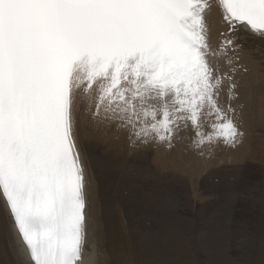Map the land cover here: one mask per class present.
I'll list each match as a JSON object with an SVG mask.
<instances>
[{
	"label": "snow or ice",
	"instance_id": "snow-or-ice-1",
	"mask_svg": "<svg viewBox=\"0 0 264 264\" xmlns=\"http://www.w3.org/2000/svg\"><path fill=\"white\" fill-rule=\"evenodd\" d=\"M218 5L228 29L214 50L205 20L211 0H0V200L14 225L12 237L0 232V239L17 264H83L81 126L115 125L132 147L171 150L189 123L197 149L243 144L242 117L218 97L227 81L229 100L238 99L231 66L240 57L228 53L243 47L240 31L264 41V0ZM221 54L227 72L213 63ZM238 179L225 189L228 207L240 198ZM231 224L226 217L219 264H249L232 255L251 241L234 237ZM145 227L146 241L163 253L170 244L163 221L149 218ZM150 264L187 262L176 251Z\"/></svg>",
	"mask_w": 264,
	"mask_h": 264
},
{
	"label": "bare ground",
	"instance_id": "bare-ground-1",
	"mask_svg": "<svg viewBox=\"0 0 264 264\" xmlns=\"http://www.w3.org/2000/svg\"><path fill=\"white\" fill-rule=\"evenodd\" d=\"M205 20H206V23H207V25H208V34H209V42H210V44H211V46L212 47H214L213 46V39H216V38H214V36L216 37L217 36V38H220V37H218V36H220V30H222L223 31V29L225 30V33L227 32V29H228V25L223 21V16H222V9L219 7V5H218V0H211V7H210V9L205 13ZM224 24V26L226 25V27L225 28H223L224 26H220L221 24ZM247 35V34H246ZM251 37H253V36H251ZM248 38V37H247ZM256 38V37H255ZM254 38V39H255ZM253 39V38H252ZM258 39V38H257ZM250 40V39H249ZM215 41H219V40H215ZM220 41H221V38H220ZM244 41H245V39H244ZM218 43V42H217ZM221 43V42H220ZM220 43H218V44H220ZM215 45V44H214ZM216 47V46H215ZM214 47V49H216ZM244 50V49H243ZM242 50V51H243ZM231 52V51H230ZM241 53V51L239 50L238 51V53ZM233 53H235V52H233ZM237 52L235 53V55L237 54L238 56H239V54H238ZM245 53H246V51H245ZM230 55H232V53L230 54ZM235 55H232L233 57H235ZM241 55V54H240ZM243 55V54H242ZM240 57V56H239ZM243 58H245V55L243 56V57H241L240 58V60L242 59V61L244 60ZM250 58V57H249ZM245 61V60H244ZM251 61H253V60H251ZM258 61V60H257ZM261 62V61H260ZM259 62V63H260ZM246 63L247 64H245V63H243V64H245V65H247V69H248V62H247V59H246ZM251 63V62H250ZM254 63V62H253ZM256 63V62H255ZM217 64V63H216ZM242 65H240V67H241ZM251 66V65H250ZM253 66V65H252ZM262 66V65H261ZM234 67V66H233ZM256 67H258V65H256ZM243 68V67H242ZM241 68V69H242ZM260 68V67H259ZM258 68V69H259ZM221 69V68H220ZM251 69V68H250ZM261 69H262V67H261ZM261 69H259V70H261ZM240 70V69H239ZM255 70V69H254ZM257 70V69H256ZM222 71V70H221ZM248 71H250V70H247V73H248ZM251 71H252V69H251ZM250 71V74L248 73L247 75H249V77H251V73H254V72H251ZM256 72V71H255ZM240 73H242L243 74V72H240ZM245 73V72H244ZM236 74H238V73H236ZM246 74V73H245ZM245 74H243V76L245 75ZM260 74V73H259ZM254 75V74H253ZM252 75V76H253ZM260 76V75H258L257 73H255V76L253 77L254 79H255V77L257 78V76ZM263 75V74H262ZM237 76V75H236ZM247 77V76H246ZM248 77V78H249ZM262 77V76H261ZM238 78V77H237ZM252 78V79H253ZM263 78H264V76H263ZM236 79V78H235ZM240 79V78H239ZM243 79H244V77H243ZM242 79V80H243ZM257 79H259V77L257 78ZM259 80H261V78L259 79ZM258 80V82L260 83L261 81H259ZM244 81V80H243ZM264 81V80H263ZM253 82H254V80H253ZM253 82H252V84H253ZM226 83V81L224 82V84ZM240 83H241V80H240ZM226 85V84H225ZM242 85H244V84H242ZM251 85V84H250ZM255 84H253V86H254ZM257 85V84H256ZM224 86V85H223ZM240 86V85H239ZM264 86V84H262V87ZM226 87H227V85H226ZM251 89H252V85L251 86H249ZM255 87V89H256V86H254ZM260 87H261V84H260ZM261 87V88H262ZM240 88H242L241 86H240ZM259 88V87H258ZM243 89V88H242ZM247 90H249L248 88H246ZM250 89V90H251ZM254 89V90H255ZM260 89V88H259ZM263 89H264V87H263ZM225 90V92L226 91H228V90H226V89H224ZM240 90V89H239ZM246 90V91H247ZM245 91V90H244ZM256 91V90H255ZM254 91V92H255ZM258 91H260V90H258ZM242 92H243V90H242ZM241 92V93H242ZM257 92V91H256ZM249 93H251V92H249ZM261 93V92H260ZM262 93H263V91H262ZM256 94V93H255ZM227 96H228V94H226ZM246 95V94H245ZM243 96V95H242ZM247 96H248V93H247ZM255 96V95H254ZM221 97V96H220ZM226 97V96H225ZM239 97V96H238ZM252 96H250V98H251ZM227 98V97H226ZM256 98V97H255ZM243 99V98H242ZM235 100V99H234ZM237 100V102H240V101H238V99H236ZM246 100H247V98H246ZM228 101V100H227ZM250 102H251V100H250ZM220 103V102H219ZM221 103H222V101H221ZM225 103V102H224ZM236 103V102H235ZM242 103V102H241ZM246 103V102H245ZM223 104V103H222ZM233 104V106H234V103H230V105H232ZM239 104V103H238ZM225 105V104H224ZM223 105V106H224ZM227 105V104H226ZM232 106V107H233ZM239 106V105H238ZM241 106V105H240ZM242 106H243V104H242ZM245 106V105H244ZM236 107V106H235ZM234 108V107H233ZM242 108H244V107H242ZM242 108H240V109H242ZM260 109V108H259ZM258 109V107H255V112H254V114H255V125H260V118H259V116H260V114H259V112H260V110ZM237 111V110H236ZM239 111V110H238ZM242 111V110H241ZM240 111V112H241ZM245 111V110H244ZM240 112H238V113H240ZM242 113H243V111H242ZM241 114V113H240ZM239 114V115H240ZM248 114V113H247ZM244 115V114H243ZM243 115H242V117H243ZM245 117V116H244ZM252 117H253V114H252V110L251 109H249V115H247L246 117H245V124L247 125V126H249L250 125V123H251V121H252ZM243 120V119H242ZM264 121V120H263ZM262 121V122H263ZM264 123V122H263ZM115 125H113V128H115L114 127ZM205 126V125H204ZM206 127L207 128H209V126L207 125V122H206ZM206 127H204L203 129V131H205V128ZM112 128V127H111ZM110 128V129H111ZM183 128V127H182ZM190 128V127H189ZM193 128V127H192ZM191 128V129H192ZM185 129V128H184ZM188 130H190V129H188ZM195 130V129H194ZM206 130H209L210 131V128L209 129H206ZM243 130L246 132V137H245V139H244V142H243V144L242 145H240L238 148H235V149H233V148H229V147H224L223 146V143L221 142V143H218L217 144V146H218V148L216 149V146L215 145H213L214 146V150H213V146H212V150L209 148V146H204V147H207V148H204L205 150H203L204 152H203V157H201L202 159H198L199 160V162H200V164H198V165H200L199 166V168H198V171H197V166L194 164V162L196 163H198V160L196 161V160H192L191 161V163L193 162V164L194 165H192V166H190V163H189V166H188V168H186V169H188L189 171H191L193 168H195L196 167V171L194 172L193 170V172H190V173H193L194 174V176H196V175H198L197 177H200L199 179H200V181L199 182H201V184H202V187H201V189L202 190H198V191H200V192H198V193H200V196H198V197H196L195 199L197 200V198H199V201H200V199L202 198V202L200 203V205H202L203 206V208L205 207H209V206H213V204H214V201H217L214 197V195H216L217 196V198L219 197V198H223L224 199V192H225V189H226V187H227V185L229 184V177L230 176H233V175H237V176H239L240 177V179H238L237 181H236V184H235V189H236V191L238 190V189H240L241 187H245L248 183H250L251 181H253L252 179L254 178L253 176H252V174L247 170V172H245L242 168V166L240 165V162L242 161V159H247V161L248 160H250V159H252V157H254V160H256L255 158H257V159H264V141H263V139L261 140L260 139V137H262V136H259V138H255V140H254V138H253V140H252V136H248V135H250V131L252 130L251 129V127H245V126H243ZM109 131V130H108ZM112 131V130H111ZM114 131V130H113ZM118 132H120L119 130H117ZM122 131V130H121ZM182 131V130H181ZM186 131V130H185ZM191 131V130H190ZM125 132V131H124ZM183 132V131H182ZM182 132H180L181 134H183ZM189 132V131H188ZM191 132H193V129H192V131ZM206 132V131H205ZM123 133V132H122ZM179 133V134H180ZM193 133H195V132H193ZM113 134V133H112ZM112 134L110 135V136H112ZM120 134V133H119ZM124 134V133H123ZM186 134V133H185ZM185 134H183V137H186V136H184ZM192 134V133H191ZM261 134V133H260ZM263 134V133H262ZM108 135V134H107ZM192 135H194V134H192ZM253 135V134H252ZM110 136H108V138L110 137ZM117 136V134L115 135V137ZM123 137L124 136H126V135H122ZM121 136V137H122ZM190 135H188V137H189ZM113 137H114V135H113ZM113 137H112V139H113ZM119 136H117L116 138H118ZM180 137H181V135H180ZM182 137V138H183ZM187 137V138H188ZM191 137V136H190ZM194 137V136H193ZM192 137V139L194 140L195 138H193ZM111 139V138H110ZM125 140L127 139V137L126 138H124ZM261 141H260V140ZM115 140H117V139H115ZM120 140V139H119ZM122 140H123V138H122ZM128 140V139H127ZM126 140V141H127ZM182 140V139H181ZM188 140V139H187ZM193 140H191L190 141V139L188 140V141H190V142H192ZM124 141V140H123ZM123 141H121V143L123 144ZM125 141V142H126ZM182 141H184V140H182ZM188 141H187V145H188ZM254 141V142H253ZM258 141H260V142H258ZM113 142V140L112 141H108V139H106V137H105V127H94V126H92V125H83V126H81L80 128H79V131H78V146H79V149H80V153H81V158H82V161L84 162V164H85V172H86V177H87V188H86V192H87V198H88V208H87V213H88V219H89V239H88V244L86 245V247H85V251H84V257H83V264H113L112 262H113V260L111 259L112 258V256H110V255H113V254H117L118 255V253H117V250H113L110 254H109V251H108V245H109V241L110 242H112L111 243V245H114L113 244V240H114V235H115V232H114V230H113V227H112V225L110 224V222L109 221H111V219L110 218H112V216L110 217V212L111 211H109V212H107V213H105V200H108L109 201V203H110V200L114 203V202H116V204L118 205L119 203L117 202L118 200H121L122 199V196H120V198H119V196H118V193L116 192V191H113L112 192V194H109V193H107V194H105V178L107 177V178H109L108 176L110 175V176H112L113 175V173H114V171H115V169L117 168V167H120V168H124V167H126V166H129V168H130V165H132V167H134L135 169H138V168H140V170H141V172L144 174V172H145V175L143 176L144 177V179L146 178V180H144V181H141L140 183H141V189H142V191H143V193H144V202H145V204H144V207L142 206V205H140V206H142L144 209H142V210H144V212L143 213H145L144 215H148L149 216V218L151 217V218H153V217H155V215H153V213H154V210H156V209H158V206H156L157 208L155 209V206H154V201L152 200V197H155V194L154 193H156L155 191H157L158 189H160V188H162V187H166V188H169V187H171V186H169V187H167L168 185H169V177H170V175H172L171 173H176V171H179L178 169H180V167L179 168H177V170L175 169V171L173 172H170V169L168 168V165H167V163L165 162H157L156 160H154V161H152V159H153V157H155V159L157 158L156 157V155H153V157H152V159H150L149 158V156L148 155H146V156H144L143 155V152L142 151H140V150H130V151H128V156L124 159V158H121L120 157V155H119V152H118V154H117V151L115 152L114 151V149H112L113 147H111V143ZM117 142V141H116ZM176 142H178V143H180L181 141H178V138H177V141ZM189 142V143H190ZM194 142V141H193ZM251 142H253L255 145H257V143H259L258 145V148H257V146H254L253 144V146L252 147H250L249 146V144H251ZM121 143H119V141H118V145L119 144H121ZM128 143V145H125L126 147L127 146H130V144H129V142H127ZM263 143V145L261 146V144ZM121 144V146L120 147H123V145ZM180 144H182V142L180 143ZM179 144V145H180ZM184 144H186V142L184 141ZM112 145H114V142H113V144ZM118 145H116L117 146V148H115L116 150L118 149V148H120V147H118ZM150 145V144H149ZM153 145H154V143H153ZM115 146V145H114ZM141 146V145H140ZM151 146V145H150ZM157 146V145H156ZM182 146H183V144H182ZM193 146V145H192ZM142 147H143V145H142ZM145 147V146H144ZM160 147H162V146H160ZM175 147V146H174ZM190 147V146H189ZM128 148V147H127ZM130 148H132L133 149V147H130ZM146 148V147H145ZM151 148V147H150ZM154 148H155V146H154ZM157 148V147H156ZM158 148H159V146H158ZM157 148V149H158ZM164 148V147H163ZM161 149V151L162 150H164V149ZM179 148V147H178ZM188 148V147H187ZM129 149V148H128ZM136 149V148H135ZM138 149V148H137ZM139 149H141V148H139ZM147 149V148H146ZM173 149H175V148H173ZM179 149H181V147L179 148ZM182 149H184V148H182ZM186 149V148H185ZM148 150H150L149 149V147H148ZM153 150V149H152ZM155 150V149H154ZM176 150V149H175ZM210 150H211V152H212V154H210ZM159 151H160V149H159ZM165 151H166V149H165ZM182 151V150H181ZM198 151V150H197ZM200 151H202V149H200ZM200 151L199 152H196V153H198V154H200ZM131 152V153H130ZM144 152H147V151H145V149H144ZM151 152V151H150ZM150 152H148V153H150ZM153 152V151H152ZM151 152V153H152ZM155 152H156V150H155ZM155 152L154 153H152V154H155ZM158 152V151H157ZM156 152V153H157ZM169 153H171V151H168ZM172 152H175L174 150L172 151ZM130 153V154H129ZM151 153H150V157H151ZM160 153V152H159ZM159 153H157V154H159ZM176 154H177V152H175ZM174 153V154H175ZM179 154H180V151L178 152ZM183 153V152H182ZM181 153V154H182ZM186 152L184 151V154H182V155H184V156H186L188 153H189V151H188V153H186ZM144 154H146V153H144ZM162 155H163V159H161L162 161L163 160H165V159H170V155L167 157L166 156V153L165 154H163V151H162V153H161ZM174 154H173V156H174ZM176 154H175V156H176ZM179 154H177V155H179ZM160 155V154H159ZM181 155V156H182ZM189 156H191V159H192V153H191V155L190 154H188ZM148 156V157H147ZM172 156V155H171ZM189 156H186L187 158H190ZM193 156H195V155H193ZM202 156V155H201ZM122 157H124V156H122ZM167 157V158H166ZM180 157V156H179ZM200 157V156H199ZM198 157V158H199ZM159 158H161L160 156L158 157V159ZM165 158V159H164ZM174 158V157H173ZM176 158V157H175ZM178 158V157H177ZM180 158H182V157H180ZM179 158V159H180ZM196 158H197V155H196ZM195 158V159H196ZM171 159H172V157H171ZM180 160H182V159H180ZM188 160V159H187ZM253 160V161H254ZM96 161H100V163L102 164V167L101 168H97L96 166H95V162ZM168 161V160H167ZM171 161V160H170ZM173 161H175L174 159H172V162ZM179 161V160H178ZM190 160H188V162H189ZM181 162V161H180ZM183 162H185L184 160H183ZM187 161L185 162V163H188ZM169 163V162H168ZM175 163V162H174ZM177 163H179V162H176V164ZM196 163V164H197ZM171 164V167H170V165H169V167L172 169V165H173V163H170ZM181 164H182V162H181ZM241 164H242V162H241ZM243 164H244V162H243ZM178 165H180V164H178ZM183 165V164H182ZM181 166V165H180ZM185 166V165H184ZM187 166V165H186ZM177 167V166H176ZM182 167V166H181ZM191 167V168H190ZM193 167V168H192ZM128 168V167H127ZM184 168V167H183ZM132 169V168H131ZM182 169V168H181ZM185 169V171L184 172H186L187 170ZM191 169V170H190ZM128 170V169H127ZM133 170V169H132ZM144 170V171H143ZM173 170H174V168H173ZM122 171V170H121ZM130 171V170H129ZM138 170H136V172H137ZM180 171H182V170H180ZM261 171H262V169H261ZM132 172V171H131ZM131 172H130V174H131ZM188 172V171H187ZM124 173V172H123ZM122 173V174H123ZM126 173H128V172H126ZM138 173H140V172H137V174ZM174 173V174H175ZM181 173V172H180ZM195 173H197V174H195ZM118 174V173H117ZM135 174V173H134ZM141 174V173H140ZM185 174V173H184ZM187 174V175H186ZM185 175H183V173H182V175L183 176H188L189 178H192L193 179V177H191V176H193L192 174H191V176H189L188 174L189 173H186ZM119 175V174H118ZM125 175H127V174H125ZM180 175V174H179ZM132 176V175H131ZM130 176V177H131ZM183 176H182V179H184L183 178ZM264 176V174H262L260 177H263ZM118 177V176H117ZM127 177L128 176H126V180H127ZM175 177V176H174ZM210 177H212V179L213 178H215V179H217V182H209V178ZM260 177H258V178H260ZM121 178V177H120ZM137 178V177H136ZM186 178V177H185ZM194 178H196V177H194ZM256 178V177H255ZM125 179V178H124ZM174 179V178H173ZM176 179H178V178H176ZM199 179H196V180H199ZM264 179V178H263ZM107 180V179H106ZM134 180V179H133ZM133 180H131V181H133ZM136 180H138V179H136ZM140 180V179H139ZM179 180V179H178ZM186 179H184V181H185ZM195 180V181H196ZM211 180V179H210ZM108 181V180H107ZM134 182V181H133ZM180 183H181V181H179ZM186 182L188 183V181H185V183H184V185L186 184ZM189 182H190V180H189ZM256 182H258V181H256ZM261 182V181H260ZM107 183V182H106ZM137 183V182H136ZM179 183V184H180ZM183 183V182H182ZM191 183V182H190ZM194 183V182H193ZM198 183V182H197ZM254 183V182H253ZM252 183V184H253ZM174 184V183H173ZM178 184V183H177ZM200 184V185H201ZM256 184V183H255ZM262 185H263V182L261 183ZM116 185V184H115ZM121 185V184H120ZM195 185H197L196 184V182H195ZM127 186V183H126V185H125V187ZM157 186L159 187V186H162V187H159L158 189H157ZM175 185H173V187H174ZM179 186H181V185H179ZM187 186H191V187H193L194 186V184H191V185H187ZM264 186V185H263ZM121 187V186H120ZM124 187V186H123ZM122 187V188H123ZM130 187L131 188H136V184L135 183H132L131 185H130ZM183 186H181V188H182ZM200 187V186H199ZM249 187V186H248ZM258 187L260 188L261 187V185L259 184L258 185ZM257 187V188H258ZM114 188V187H113ZM131 188H129L128 189V187H127V189H128V192H130V194L132 193V189ZM177 188H179V190L181 189L180 187H177ZM184 188V187H183ZM183 188H182V190H183ZM185 188H186V186H185ZM253 188H254V186H253ZM253 188H251V190H253ZM259 188H258V190H259ZM112 189V188H111ZM176 189V188H175ZM190 189H192V188H190ZM194 189V188H193ZM200 189V188H199ZM255 189H256V187H255ZM263 188H260V190H262ZM114 190V189H113ZM161 190L163 191V188L162 189H160L159 191L161 192ZM165 190V189H164ZM168 190V189H167ZM172 190V189H171ZM176 190H178V189H176ZM250 190V189H249ZM250 190V191H251ZM123 191V190H122ZM125 191H127V190H125ZM124 191V192H125ZM135 191V190H134ZM169 191V190H168ZM191 191V190H190ZM243 191V190H242ZM245 191H246V189H245ZM244 191V192H245ZM249 191V192H250ZM254 191V190H253ZM264 191V190H263ZM108 192V191H107ZM121 192V191H120ZM159 192V194L160 195H162L161 193ZM173 192V191H172ZM171 192V193H172ZM181 192V191H180ZM194 192V191H193ZM192 191H191V194L193 193ZM197 192V191H196ZM249 192H247V194L249 195ZM254 192H256V190L254 191ZM260 192V191H259ZM259 192H256V193H259ZM262 192V191H261ZM164 193V192H163ZM165 193H166V190H165ZM170 193V194H171ZM188 193V192H187ZM195 193V192H194ZM196 194V196L197 195H199V194ZM239 193H240V191H239ZM253 193V192H252ZM255 193V195H257ZM264 193V192H263ZM157 194V193H156ZM173 194V193H172ZM123 195H125V196H127L125 193L123 194ZM163 195H165V197H166V194H163ZM162 195V196H163ZM168 196H169V194H167ZM259 196H260V194H258ZM132 196V195H131ZM159 196V195H158ZM157 196V197H158ZM167 196V197H168ZM170 196H172V195H170ZM169 196V197H170ZM181 196V195H180ZM246 195H244L243 197H242V194L240 195V198L239 199H237L232 205H231V207H232V209H233V206H238L240 209H241V211H240V214H239V216H243L245 213H246V210H247V201L248 200H246V197H245ZM263 196V195H262ZM262 196H261V198H262ZM136 197V196H135ZM143 197V196H142ZM142 197H140V198H142ZM164 197V196H163ZM162 197V198H163ZM166 197V198H167ZM168 197V198H169ZM178 197H179V194H178ZM182 197H184V196H182ZM189 197V196H188ZM187 197V198H188ZM191 197V196H190ZM190 197H189V201H190ZM193 197H195L194 195H193ZM248 197V196H247ZM252 197V196H251ZM254 197V196H253ZM125 198V197H124ZM128 198V197H127ZM140 198H138V199H140ZM156 198V197H155ZM161 198V197H160ZM160 198H158V199H160ZM161 198V201L163 200ZM174 198V197H173ZM181 198V197H180ZM218 198V199H219ZM249 198V197H248ZM256 198V197H255ZM261 198H260V200H261ZM264 198V197H263ZM130 198H128V200H129ZM136 199V198H135ZM186 199V198H185ZM184 199V200H185ZM193 199V198H192ZM222 199V200H223ZM253 199V198H252ZM256 199H258V197L256 198ZM256 199H253L254 201L256 200ZM134 200V199H133ZM132 200V201H133ZM141 200V199H140ZM139 200V201H140ZM165 200V199H164ZM170 200V199H169ZM177 200V199H176ZM182 200V199H181ZM188 200V199H187ZM187 200H186V203L185 204H187ZM137 201V200H136ZM143 201V200H142ZM167 201H168V199H167ZM166 200H165V202L164 203H160V202H158L157 201V203H159V204H162L161 206H159L160 207V209L158 210L159 212L160 211H162V213L161 214H163L164 213V215L163 216H161L160 217V219L163 221V227H164V229L167 231V233L169 234V237H170V244H169V246H168V248L162 253V252H160V251H158L157 250V248L156 247H154L153 245H151V244H149V242L148 241H146V239H145V237H144V235H143V233L145 232H139V233H141L142 235H141V237L139 236V237H137L136 235H134L133 234V232L132 233H127L126 232V234H125V236H126V238L128 237V236H130V234H131V238L130 237H128V239L130 238V239H132V242H133V246H135V248H137V251L136 252H138V253H140L142 256H144L145 258H148L149 259V262H146V264H150V262L151 261H153V260H160V259H164V258H167V256L168 255H170L171 253H173V252H176V251H178V252H180V254H181V257L187 262V264H190V263H195L196 261H197V259H199L200 258V251H199V249H197V251H199V253L198 254H196L195 252H194V250L191 248V246H190V243H186V241H190L189 239H190V236L192 235L193 237L192 238H195V239H197L196 237H194V235H195V233H196V226L194 227V228H191V227H189L188 225H186V227H185V224H183V223H185V222H187V221H185V220H187V219H185L184 221L185 222H183V223H175L176 221H178L177 219L182 215H179L178 214V218L176 219V221L174 222L172 219V221L173 222H171L170 221V218H172L170 215H168V210H167V205H165V203H169L170 201H168L167 202ZM174 201H175V199H174ZM219 201V200H218ZM111 202V203H112ZM122 202V201H121ZM129 202V201H128ZM134 202H135V200H134ZM185 202V201H184ZM221 202L222 201H220L219 203L221 204ZM253 202V201H252ZM107 203V202H106ZM123 203V202H122ZM130 203V202H129ZM137 203V202H136ZM156 203V202H155ZM172 203V202H171ZM170 203V204H171ZM176 203V202H175ZM180 204L181 203H183V202H179ZM196 203H198V201L196 202ZM196 203H193V205L192 206H194V204H196ZM216 203V202H215ZM223 203V202H222ZM262 203V202H261ZM108 204V203H107ZM132 204V203H131ZM142 204V203H141ZM158 204V205H159ZM170 204H169V207H168V209H170L171 210V206H170ZM224 204V203H223ZM222 204V209H223V207H224V205ZM250 204H251V202H250ZM113 205V204H112ZM116 205V206H117ZM122 205V204H121ZM156 205V204H155ZM183 205H184V203H183ZM199 205V207H201L202 208V206H200ZM217 205V204H216ZM215 205V206H216ZM95 206V210H93V207ZM110 206V205H109ZM109 206L107 207V205H106V209L107 208H109ZM139 206V207H140ZM173 206V205H172ZM177 206H179V204H177ZM191 206V207H192ZM196 206V205H195ZM226 206V205H225ZM262 206V205H261ZM113 207V206H112ZM115 207V206H114ZM122 208V211H121V213L122 212H124V215H126L127 214V210H126V207H124V206H121ZM128 207H129V205H128ZM132 207V206H131ZM130 207V208H131ZM174 207V206H173ZM181 207V206H180ZM183 207H185V209H186V206L184 205V206H182L181 208H183ZM188 207H190V205L188 204ZM231 207H229V209L231 208ZM251 208H252V206H250ZM130 208H129V210H130ZM133 208V207H132ZM177 207L175 206L174 207V209H176ZM179 208V207H178ZM181 208H180V210H181ZM193 209L195 208V207H192ZM197 208V207H196ZM200 208V209H201ZM210 208H212V207H210ZM209 208V209H210ZM134 209V208H133ZM136 209V208H135ZM185 209H183V210H185ZM198 209V208H197ZM221 209V210H222ZM225 209H226V207H225ZM231 209V210H232ZM260 209V208H259ZM112 210H113V208H112ZM169 210V212H173V209L170 211ZM178 210V209H177ZM190 210V209H189ZM204 210V209H203ZM213 209H210V211H212ZM253 210V209H252ZM257 210V209H256ZM131 211H132V209H131ZM134 211H137V210H134ZM139 211V210H138ZM137 211V212H138ZM223 211V210H222ZM234 211V210H233ZM232 211V212H233ZM255 211V210H254ZM259 211V210H258ZM133 212V211H132ZM206 212V211H205ZM216 212V211H215ZM228 212V211H227ZM230 212V211H229ZM232 212H231V214H232ZM235 212H237V211H235ZM131 213V212H130ZM141 213V212H140ZM248 213H250V215H251V212H248ZM254 213V212H253ZM257 213V212H256ZM106 214H108L109 216H108V219L106 218ZM129 214V213H128ZM137 214H139V213H136V215ZM142 214V213H141ZM158 214V213H157ZM156 214V215H157ZM192 214H193V212H192ZM197 214V213H196ZM207 214V213H206ZM214 214H216V213H214ZM222 214V213H221ZM132 215V214H131ZM140 215V214H139ZM174 215H176V214H174ZM187 215V214H186ZM194 215V214H193ZM225 215V214H224ZM228 215L229 216H231L229 213H228ZM233 215H236V213L234 214L233 213ZM246 215V214H245ZM257 215V214H256ZM256 215H254V216H256ZM158 216V215H157ZM160 216V215H159ZM195 216V215H194ZM197 216V215H196ZM201 216V215H200ZM239 216H238V218H239ZM113 217H116L117 218V216H113ZM137 217V216H136ZM141 217H143V216H141ZM170 217V218H169ZM204 216H202V218H203ZM207 216H205V218H206ZM209 218H210V216H208ZM219 218H220V216H218ZM227 217V216H226ZM251 217V216H250ZM257 217V216H256ZM256 217H254V218H256ZM125 218V217H124ZM123 218V220H125ZM128 218V217H127ZM174 218H175V216H174ZM188 219L190 218V216L189 217H187ZM211 218H213V217H211ZM113 220H114V218H112ZM132 219H133V217H132ZM138 219H140V217L138 218ZM180 219H182V218H180ZM180 219H179V221H180ZM190 219H192V217L190 218ZM196 219V217L194 218V220ZM197 219H198V217H197ZM201 219V218H200ZM208 219V218H207ZM221 219V218H220ZM224 219H225V217H224ZM234 219V218H233ZM236 219V218H235ZM240 219V218H239ZM238 219V220H239ZM243 219H245L244 217H243ZM248 219H249V217H248ZM248 219H247V221H248ZM253 219V218H252ZM123 220H122V222H123ZM134 220H136V218L134 219ZM193 220V221H194ZM203 220V219H202ZM205 220V219H204ZM213 220H215L214 218H213ZM219 220V219H218ZM217 220V221H218ZM240 220H242V218L240 219ZM126 221V220H125ZM128 221H129V219H128ZM209 221H212V220H209ZM208 221V222H209ZM221 221V220H220ZM246 221V220H245ZM250 221V220H249ZM121 222V221H120ZM119 222V223H120ZM130 222V221H129ZM141 222H144V220L142 219V221ZM207 222V223H208ZM236 222V221H235ZM234 221H233V223H235ZM126 223V222H125ZM137 223V222H136ZM188 224L189 223H192V222H187ZM197 223H199V222H197ZM196 223V224H197ZM203 223V222H202ZM211 223H214V221L213 222H210L209 224H211ZM217 222H216V220H215V223L214 224H216ZM224 223V222H223ZM249 223V222H248ZM130 224V223H129ZM128 224V225H129ZM131 224H132V222H131ZM134 224V223H133ZM204 224H205V222H204ZM236 224V223H235ZM245 224H246V222H245ZM251 224V223H250ZM122 225V224H121ZM125 226H126V224H124ZM127 225V226H128ZM145 225V224H144ZM199 225V224H198ZM211 225H213V224H211ZM233 225V224H232ZM242 225V224H241ZM127 226H126V228H127ZM138 226V225H137ZM200 226V225H199ZM204 226V225H203ZM203 226H201V228L200 229H202V227ZM210 226V225H209ZM234 226H236V225H234ZM239 226V225H238ZM243 226V225H242ZM123 227V226H122ZM129 227V226H128ZM131 227V226H130ZM237 227V226H236ZM248 227V226H247ZM134 228H135V226H134ZM143 228V227H142ZM145 228V227H144ZM197 228H199L198 226H197ZM238 228H240V226L238 227ZM245 228V227H244ZM138 229H141V228H139V226H138ZM146 229V228H145ZM199 229V230H200ZM207 229V231L205 232V234H208V243H209V245H211V247H209V248H211V252H213V253H215V257L217 258V260L218 261H220L221 259H222V241L225 239V236H226V233L224 232V229H223V226L221 225V226H210V227H208V228H206ZM205 228H204V230H206ZM124 230H125V227H124ZM136 230V229H135ZM198 229H197V231H199ZM237 230H239V229H237ZM241 230H242V228L240 229V232H241ZM128 231V230H127ZM130 231V230H129ZM141 231V230H140ZM143 231V230H142ZM146 231H147V229H146ZM233 231V230H232ZM247 231V230H246ZM0 232H4V233H7V235L11 238L12 237V235H13V233H14V225H13V222H12V220H11V217H10V215L7 213V210H6V208H5V206H4V203H3V201L2 200H0ZM202 232H204L203 230H202ZM136 233H138L137 232V230H136ZM135 233V234H136ZM200 233V232H199ZM235 233V232H234ZM237 233H239V232H237ZM201 234V233H200ZM205 234H203V235H205ZM202 235V236H203ZM206 238H207V236H205ZM199 238V237H198ZM202 238H204V237H202ZM201 238V239H202ZM129 239V240H130ZM194 239V240H195ZM196 241V240H195ZM195 241H193V242H195ZM130 241H128V244H130L129 243ZM199 242H201V241H199ZM198 243V242H197ZM201 244H203L202 242H201ZM206 244V243H205ZM197 245V244H196ZM205 247H206V245H204ZM204 246H202L201 248H203ZM126 248V247H125ZM208 248V249H209ZM118 252L120 253V250H121V247L118 245ZM207 249V248H206ZM129 250H131V249H129ZM204 252V251H203ZM207 252V251H206ZM205 252V253H206ZM240 252V251H239ZM233 253V252H232ZM245 253V252H244ZM204 254V253H203ZM236 254V253H235ZM246 254H247V252H246ZM233 255V254H232ZM244 255V254H243ZM202 256V255H201ZM245 257L244 258H246L247 256L246 255H244ZM118 257V260H120V258H119V255L117 256ZM236 257V256H235ZM136 258V257H135ZM205 259V258H204ZM203 260V259H202ZM208 260V259H207ZM212 260H213V257H212ZM202 262V261H201ZM208 262V261H207ZM208 263H210V262H208ZM0 264H17V260H16V258H14V256H13V254H12V252L10 251V250H8V248L5 246V243H4V241H3V239H0ZM214 264H216L215 262H214Z\"/></svg>",
	"mask_w": 264,
	"mask_h": 264
},
{
	"label": "rangeland",
	"instance_id": "rangeland-1",
	"mask_svg": "<svg viewBox=\"0 0 264 264\" xmlns=\"http://www.w3.org/2000/svg\"><path fill=\"white\" fill-rule=\"evenodd\" d=\"M221 27L222 26H224V24L222 23L221 25H220ZM226 27V25L223 27V28H225ZM222 32H225V30L223 29V31L222 30H220V34L222 33ZM247 34V35H246ZM238 35L242 38V40H241V42H242V44H243V47L240 49V51H241V53L239 52H237L238 54H239V56H240V58L241 57H243L244 55H245V58H243L244 60L242 61V59L240 60L239 59V63L238 64H234V65H232L231 67H236L237 68V72L236 73H238V74H236L235 75V78H236V81L238 82V84L243 88H240V86H239V89L240 90H238L239 91V97H238V101H240V102H237V100L235 99V100H229V98H228V96L226 95V94H228V91H226L225 92V90L224 89H226V90H228V83H227V81H226V85H227V87H226V85L224 84V86L220 89V93H219V97H218V100H219V102H220V104H221V106L222 107H227L231 102L232 103H234V106H233V104L231 105V106H233L236 110H237V113L238 112H240L241 110L243 111V113H242V111L240 112V113H238V114H240V116L242 117V115H243V117H242V119H243V121L245 122V117L247 116V115H249V109H251L252 110V114H253V117H252V121H251V123H250V125L249 126H247L244 122H243V126H245V127H251V131H250V135H248V136H252V140H253V138H254V140H255V138L257 137V138H259V136H262V137H260V139L262 140L263 139V141H264V89H263V87H262V84H264V78H263V76H264V41H262V40H260V39H257V37L255 38L254 36L253 37H251L248 33H246V32H244V31H240L239 33H238ZM218 37H220L221 38V40L223 39V37L220 35V36H218ZM248 37V38H247ZM214 38H216L217 40H219V41H215L216 39H213V46L216 48V49H214V47H212L214 50H219V45L220 44H218V43H220L221 41H220V38H217V36L215 37L214 36ZM253 38V39H252ZM255 38V39H254ZM244 39H245V41H244ZM250 39V40H249ZM218 42V43H217ZM215 44V45H214ZM244 49V50H243ZM243 50V51H242ZM245 51H246V53H245ZM232 53V55H235V53H233V52H230L229 51V53H228V56H232V55H230ZM241 54V55H240ZM243 54V55H242ZM235 56H238L237 54L235 55ZM233 57V56H232ZM250 57V58H249ZM228 57L227 56H225V55H223V54H221V55H219V56H217V57H214L213 58V63L214 64H216V65H218L220 68H221V70H222V72H227V71H229V68H230V66L229 65H227L226 63H225V61H226V59H227ZM246 59H247V62H248V69L247 70H250L251 71V69H252V71L251 72H254V73H251V77H249V75H247L248 73L250 74V71H248V73L247 72H245V71H243V68H247V65H245V64H247L246 63ZM251 60H253V61H251ZM258 60V61H257ZM261 61V62H260ZM251 62V63H250ZM254 62V63H253ZM256 62V63H255ZM260 62V63H259ZM243 63H245V64H243ZM240 65H242V67H240ZM251 65V66H250ZM253 65V66H252ZM256 65H258V67H256ZM262 65V66H261ZM260 67V68H259ZM261 67H262V69H261ZM242 68V69H241ZM251 68V69H250ZM261 69V70H259V69ZM240 69V70H239ZM255 69V70H254ZM257 69V70H256ZM256 71V72H255ZM240 72H243V74H245L244 76H243V74L242 73H240ZM245 72V73H244ZM255 73H257L258 75H260V76H257V78L259 77V79L261 78V80H259V79H257L256 77H255V79L253 78L254 76H255ZM260 73V74H259ZM254 74V75H253ZM263 74V75H262ZM253 75V76H252ZM247 76V77H246ZM262 76V77H261ZM238 77V78H237ZM243 77H244V79H243ZM249 77V78H248ZM240 78V79H239ZM253 78V79H252ZM244 81H243V80ZM240 80H241V83H240ZM253 80H254V82H253ZM258 80L259 81H261L260 83L258 82ZM252 82H253V84H255L254 86H256V89H255V87L253 86V84H252ZM242 84H244V85H242ZM252 85V89L249 87V86H251ZM257 84V85H256ZM260 84H261V87H260ZM260 89H259V88ZM246 88H248L249 90H247ZM251 89V90H250ZM257 91H255V90ZM242 90H243V92H242ZM245 90V91H244ZM247 90V91H246ZM258 90H260V91H258ZM255 91V92H254ZM262 91H263V93H262ZM242 92V93H241ZM249 92H251V93H249ZM261 92V93H260ZM247 93H248V96H247ZM256 93V94H255ZM246 94V95H245ZM243 95V96H242ZM255 95V96H254ZM221 96V97H220ZM227 98H226V97ZM250 96H252L251 98H250ZM256 97V98H255ZM243 98V99H242ZM246 98H247V100H246ZM228 100V101H227ZM250 100H251V102H250ZM221 101H222V103H221ZM225 102V103H224ZM236 102V103H235ZM242 102V103H241ZM246 102V103H245ZM239 103V104H238ZM225 104V105H224ZM227 104V105H226ZM243 104V106L242 107H244V108H242L240 105H242ZM224 105V106H223ZM239 105V106H238ZM245 105V106H244ZM236 106V107H235ZM255 107H258V109L260 110V112H259V114H260V116H259V118H260V125H255V114H254V112H255ZM240 108H242V109H240ZM239 110V111H238ZM245 110V111H244ZM248 113V114H247ZM245 116V117H244ZM263 121V122H262ZM205 125V126H204ZM204 125H203V128L204 127H206V121H205V123H204ZM207 125H208V123H207ZM112 127V128H111ZM111 127H107V128H105V137H106V139H108V141H112L113 140V142H114V145H112L113 144V142L111 143V147H113L112 149H114V151L116 152L117 151V154H118V152H119V155H120V157L121 158H126L127 156H128V151H130V150H140V151H142L143 152V155L144 156H146V155H148L149 156V158L150 159H152V157H153V155H156V159H155V157H153V159H152V161H154V160H156L158 163L159 162H166L167 163V165H168V168L170 169V172H174L175 171V169L177 170V168H179L180 167V169H178L179 171H176V173L174 174V173H171L172 175H170V177H169V185L167 186V187H169V186H171V187H169V188H164V187H162V186H159V187H162L163 188V191L161 190V192L159 191L160 189H162V188H160V189H158L159 187L157 186V191H155L156 193H154L155 194V197H152V200L154 201V206H155V209L157 208L156 206H158V209H156V210H154V213H153V215H155V217H161V216H163L164 215V213L163 214H161L162 213V211H158L159 209H160V207L159 206H161L162 204H159V203H157V201L158 202H160V203H164L165 202V200L167 201V199H168V201H170L169 203H165V205H167V210H168V215H170L172 218H170V221L171 222H175L176 221V219L179 217L178 216V214L179 215H181L177 220L178 221H176L175 223H183V222H185V221H189V222H192V223H187V222H185V223H183V224H185V227H186V225H188L189 227H191V228H194L195 226V228H196V233H195V235H194V237H196L197 239H195V238H192L193 236L191 235L190 236V246H191V248L194 250V252L196 253V254H198L199 253V251H200V258L199 259H197V261L195 262V263H190V264H214V262L216 263V264H219V261L217 260V258L215 257V253H213V252H211L212 250H211V248H209V247H211V245H209V241H208V234H205V232L207 231V229L206 228H208V227H210V226H223V222L225 221V219H224V217L226 218V216L228 217L229 215H228V213L231 215L230 217H231V220H232V224H231V230H233L232 231V235L234 236V237H236V238H240V237H242V236H245V235H247L248 236V238L250 239V241H251V243H250V247L247 249V254H246V252L245 253H241V252H239L238 250H236V249H233V256H236V257H238V258H242V259H245V260H248L249 261V264H257V262L262 258V257H264V176L263 177H260L262 174H264V159H257V158H255L256 160H254V157H252V159H250V160H248L247 161V159H242V164H241V162H240V165L243 167L242 169L245 171V172H247V170L252 174V176L254 177L252 180L253 181H251L250 183H248L245 187H241L240 189H238L237 191L239 192L240 191V193L242 194V197L244 196V195H246L245 197H246V200H248L247 201V210H246V215L244 214L243 216L241 215V216H239V214H240V211H241V209L238 207V206H233V209H232V207L229 209V207L228 206H225V203H224V199L221 197V198H217V196L216 195H214L215 197V199L217 200V201H214V204H213V206L211 205V206H209V207H204L203 208V204L202 205H200V203L202 202L201 200H202V198L200 199V201H199V198H197V200L195 199L196 197H198V196H200V193H198V192H200V191H198V190H202L201 189V187H202V184H201V182H199L200 181V177H197L198 175H196V176H194V172L196 171V167L195 168H193L192 170L194 171H192L191 169V171H189L188 169V166H189V163H190V166H192V165H196L197 166V171H198V168H199V166L200 165H198V164H200V162H199V160L200 159H202L201 157H203V154H201V153H203L204 151L203 150H205L204 148H207V147H204V148H201L202 149V151H200V149H197V148H195V147H193L192 145H193V141L196 139L195 138V133H193V132H195V130L192 128V126H191V124L189 123L188 124V126H187V128H182L181 130L183 131H181L180 130V132H182L183 134H185L184 136H186V137H183V134H181L180 132V134H179V136H178V141H181L182 142V144H183V146H182V144H180V143H178V142H174V144H175V147H173V148H175V149H171V150H168V149H166V151H165V148H163V146L162 147H160L159 146V148H158V146H156V144L154 143V145H153V143L152 144H150V145H148V146H145L144 147V145H143V147H142V145L140 146H137V147H133V149L132 148H130V147H132V146H125V145H128V143L127 142H129L127 139V141L124 139V138H126L127 137V133L126 132H124L123 130L121 131L120 129H118L116 126H114L115 128H113V126H111ZM190 127V128H189ZM111 128V129H110ZM193 129V132H191L192 131V129ZM188 129H190V130H188ZM206 129H209V128H205V131L206 132H208L209 130H206ZM109 130V131H108ZM112 130V131H111ZM114 130V131H113ZM117 130H119L120 132H118ZM186 130V131H185ZM204 130V129H203ZM189 131V132H188ZM124 134H123V133ZM113 133V134H112ZM120 133V134H119ZM194 134V135H192V134ZM261 133V134H260ZM263 133V134H262ZM108 134V135H107ZM112 134V136H110ZM117 134V136H119L118 138H116L115 137V135ZM253 134V135H252ZM113 135H114V137H113ZM122 135H126V136H122ZM180 135H181V137H180ZM188 135H190L189 137H188ZM108 136H110L109 138H108ZM122 136V137H121ZM194 136V137H193ZM112 137H113V139H112ZM183 137V138H182ZM188 137V138H187ZM192 137L193 138H195L194 140L192 139ZM111 138V139H110ZM122 138H123V140H122ZM115 139H117V140H115ZM120 139V140H119ZM184 140L185 142H186V144H184V141H182V140ZM190 139V141L191 140H193L192 142H190V141H188V140ZM259 139V140H260ZM260 140V141H261ZM117 141V142H116ZM118 141H119V143H121V141H123V147H120L121 146V144H119L118 145ZM126 141V142H125ZM187 141H188V145H187ZM260 141H258V142H260ZM190 142V143H189ZM254 142V141H253ZM253 142H251V144H249V146L250 147H252L253 145L254 146H257V148H258V144L259 143H257V145H255ZM264 143V142H263ZM263 143L261 144V146L263 145ZM130 144V143H129ZM180 144V145H179ZM253 144V145H252ZM116 145H118V147H120V148H118L117 150L115 149V148H117V146ZM154 146H155V148H154ZM190 146V147H189ZM206 146H208V145H206ZM213 146V145H212ZM212 146H209V148L211 149L212 148ZM215 146H216V149L218 148V146H217V144H215ZM148 147H149V149L150 150H148ZM151 147V148H150ZM158 149H157V148ZM181 147V149H179V148ZM188 147V148H187ZM136 148V149H135ZM138 148V149H137ZM139 148H141V149H139ZM164 149V150H162L163 151V154H165L166 153V156L169 154H171L170 155V159H168L167 157L169 156H167L166 158L167 159H165V160H161V159H163V155L161 154L162 153V151H161V149ZM182 148H184V149H182ZM186 148V149H185ZM144 149H145V151H147V152H144ZM153 149V150H152ZM156 150V152L157 153H159V154H157L156 152H155V150ZM159 149H160V151H159ZM175 151V152H177V154H179L178 152L180 151V154L179 155H177L175 152H172V151ZM182 150V151H181ZM198 150V151H197ZM212 150V149H211ZM211 150H210V154H212V152H211ZM213 150H214V146H213ZM152 153H154L155 152V154H152ZM168 151H171V153H169ZM184 151L186 152V153H188V151H189V153L188 154H190L191 155V153H192V159H191V156H189L188 154L186 155V156H189L190 158H187L186 156H184V155H182V154H184ZM200 151V154H198V153H196V152H199ZM148 152H150L151 153V157H150V153H148ZM183 152V153H182ZM131 153V152H130ZM129 153V154H130ZM144 153H146V154H144ZM168 153V154H167ZM176 154V156H175V154ZM182 153V154H181ZM185 153V154H186ZM173 154H174V156H173ZM182 155V156H181ZM193 155H195V156H193ZM196 155H197V158H196ZM202 155V156H201ZM122 156H124V157H122ZM147 156V157H148ZM161 157V158H159L158 159V157ZM182 157V158H180V157ZM200 156V157H199ZM171 157H172V159H174L175 161H173L172 162V159H171ZM174 157V158H173ZM176 157V158H175ZM178 157V158H177ZM199 157V158H198ZM182 159V160H180V159ZM196 158V159H195ZM190 160L189 162H188V160ZM199 159V160H198ZM168 160V161H167ZM171 160V161H170ZM179 160V161H178ZM183 160L186 162H188V163H185V162H183ZM192 160H198V163L196 164L194 161V164H193V162L191 163V161ZM254 160V161H253ZM182 162V164H181V162ZM169 162V163H168ZM175 162V163H174ZM176 162H179V163H177L176 164ZM243 162H244V164H243ZM170 163H173V165H172V169L170 168L171 167V164ZM178 164H180V165H178ZM192 164V165H191ZM169 165H170V167H169ZM185 165V166H184ZM187 165V166H186ZM177 166V167H176ZM179 166V167H178ZM128 167V168H127ZM184 167V168H183ZM133 170H132V169ZM173 168H174V170H173ZM182 168V169H181ZM186 168H188V169H186ZM191 168V167H190ZM128 169V170H127ZM185 169L188 171H186V172H184L185 171ZM261 169H262V171H261ZM122 170V171H121ZM130 170V171H129ZM136 170H138L137 172H140V173H138L137 174V172H136ZM180 170H182V171H180ZM184 170V171H183ZM132 171V172H131ZM144 171V170H143ZM196 171V172H197ZM124 172V173H123ZM126 172H128V173H126ZM130 172H131V174H130ZM181 172V173H180ZM190 172H193V173H190ZM119 175H118V174ZM123 173V174H122ZM135 173V174H134ZM182 173H183V175H185L186 173H189L188 175L189 176H191V174L193 175V176H191V177H193V179L192 178H189L188 176H183L182 175ZM185 173V174H184ZM248 173V172H247ZM125 174H127V175H125ZM180 174V175H179ZM195 174H197V173H195ZM132 175V176H131ZM145 175V172H144V174L141 172V170H140V168H138V169H135L134 167H132V165H130V168H129V166H126V167H124V168H120V167H117L116 169H115V171H114V173H113V175L112 176H108L109 178H105V181L107 182H105V194H107V193H109V194H112V192L113 191H116L117 193H118V196H119V198H120V196H122V199L121 200H118L117 202L119 203L118 205L116 204V202H112L111 200H110V203H109V201L108 200H105V213H107V212H109V211H111L110 212V217L112 216V218H114V220L112 219V218H110L111 219V221H109L110 222V224L112 225V227H113V230H114V232H115V235H114V242H113V244L114 245H111V243L112 242H110L109 241V245H108V251H109V254L113 251V250H117V253H118V255H119V258H120V260H118V255L117 254H113V255H110V256H112V260H113V264H146V262H149V259L148 258H145L144 256H142L140 253H138V252H136L137 251V248H135V246H133V242H132V239H130L132 236H131V234H130V236H128V237H130L129 239H128V237L126 238V236H125V234H126V232L127 233H132L133 232V234L134 235H136L137 237H141V233H139V232H144V231H146V227H145V221L147 220V219H149V216L148 215H144L145 213H143L144 212V204H145V202H144V193H143V191H142V189H141V181H144V180H146V178L144 179V176ZM187 175V174H186ZM118 176V177H117ZM126 176H128L127 177V180H126ZM131 176V177H130ZM175 176V177H174ZM182 176H183V178L184 179H186L185 181H188V183L186 182V184L184 185V183H185V181H184V179H182ZM121 177V178H120ZM137 177V178H136ZM186 177V178H185ZM194 177H196V178H194ZM231 177V176H230ZM230 177H229V180H230ZM256 177V178H255ZM258 177H260V178H258ZM125 178V179H124ZM174 178V179H173ZM176 178H178V179H176ZM108 181H107V180ZM134 179V180H133ZM136 179H138V180H136ZM140 179V180H139ZM196 179H199V180H196ZM211 179V180H210ZM131 180H133V181H131ZM189 180H190V182H189ZM196 180V181H195ZM179 181H181V183L179 182ZM217 182V179H215V178H213L212 179V177H210L209 178V182ZM239 181V180H238ZM256 181H258V182H256ZM261 181V182H260ZM137 182V183H136ZM183 182V183H182ZM194 182V183H193ZM195 182H196V184L197 185H195ZM198 182V183H197ZM240 182V181H239ZM254 182V183H253ZM263 182V185L261 184ZM126 183H127V186L125 187V185H126ZM132 183H135L136 184V188H131L130 187V185L132 184ZM174 183V184H173ZM178 183V184H177ZM180 183V184H179ZM253 183V184H252ZM256 183V184H255ZM116 184V185H115ZM121 184V185H120ZM140 184V185H139ZM191 185V184H194V186L193 187H191V186H187V185ZM201 184V185H200ZM261 185V187L260 188H263L262 190H260V188L258 187V185ZM173 185H175L174 187H173ZM179 185H181V186H183L182 188H183V190H182V188H181V186H179ZM121 186V187H120ZM124 186V187H123ZM185 186H186V188H185ZM200 186V187H199ZM249 186V187H248ZM253 186H254V188H253ZM114 187V188H113ZM123 187V188H122ZM127 187H128V189L129 188H131L132 190V193L130 194V192H128V189H127ZM177 187H180L181 189L179 190V188H177ZM255 187H256V189H255ZM259 188V190H258V188ZM112 188V189H111ZM178 189V190H176V189ZM190 188H192V189H190ZM194 188V189H193ZM200 188V189H199ZM251 188H253V190L255 191L256 190V192H259V193H256V192H254L253 190H251ZM114 189V190H113ZM166 190V193H165V190ZM169 191H168V190ZM172 189V190H171ZM245 189H246V191H245ZM251 191H250V190ZM123 190V191H122ZM125 190H127V191H125ZM135 190V191H134ZM193 192H195L196 194L198 193L199 195H197L196 196V194L193 192L192 194H191V191ZM243 190V191H242ZM108 191V192H107ZM121 191V192H120ZM125 191V192H124ZM173 191V192H172ZM181 191V192H180ZM197 191V192H196ZM245 191V192H244ZM250 191V192H249ZM262 191V192H261ZM159 192L163 195V194H166V197L168 196L167 194H169V196L170 195H172V196H168L167 198L165 197V195H160L159 194ZM164 192V193H163ZM173 194H172V193ZM188 192V193H187ZM247 192H249V195L247 194ZM253 192V193H252ZM128 194L127 196H125V195H123V194ZM171 193V194H170ZM255 193L257 194V195H255ZM178 194H179V197H178ZM258 194H260V196L258 195ZM132 195V196H131ZM159 195V196H158ZM181 195V196H180ZM193 195L195 196V197H193ZM263 195V196H262ZM136 196V197H135ZM143 196V197H142ZM158 196V197H157ZM182 196H184V197H182ZM190 197V201H189V197ZM249 198H248V197ZM252 196V197H251ZM254 196V197H253ZM261 196H262V198H261ZM125 197V198H124ZM130 198L129 200H128V198ZM140 197H142V198H140ZM163 199L162 201H161V198ZM174 197V198H173ZM181 197V198H180ZM188 197V198H187ZM258 197V199H256V198ZM136 198V199H135ZM138 198H140V199H138ZM158 198H160V199H158ZM186 198V199H185ZM193 198V199H192ZM256 199L255 201L253 200V199ZM260 198H261V200H260ZM135 200V202H134V200ZM165 199V200H164ZM170 199V200H169ZM174 199H175V201H174ZM177 199V200H176ZM182 199V200H181ZM185 199V200H184ZM188 199V200H187ZM223 199V200H222ZM133 200V201H132ZM137 200V201H136ZM140 200V201H139ZM143 200V201H142ZM186 200H187V204H185L186 203ZM219 200V201H218ZM123 203H122V202ZM130 203H129V202ZM167 201V202H168ZM183 202L184 203V205L186 206V209H185V207H183V208H181L182 206H184L183 205V203H179V202ZM185 201V202H184ZM198 201V203H196ZM220 201H222L221 202V204L219 203ZM253 201V202H252ZM108 204H107V203ZM112 202V203H111ZM137 202V203H136ZM156 202V203H155ZM172 202V203H171ZM176 202V203H175ZM216 202V203H215ZM250 202H251V204H250ZM262 202V203H261ZM132 203V204H131ZM142 203V204H141ZM171 203V204H170ZM193 203H196V204H194V206H192L193 205ZM113 204V205H112ZM122 204V205H121ZM156 204V205H155ZM159 204V205H158ZM169 204H170V208H171V210L173 209V212H169V210L170 209H168V207H169ZM177 204H179V206H177ZM188 204L190 205V207H188ZM192 204V205H191ZM217 204V205H216ZM222 204L224 205V207H223V209H222ZM106 205H107V207L109 206V208H107L106 209ZM117 205V206H116ZM128 205H129V207H128ZM140 205H142V206H140ZM177 207L176 209H174V207ZM196 205V206H195ZM199 205L200 206H202V208L201 207H199ZM216 205V206H215ZM262 205V206H261ZM113 206V207H112ZM115 206V207H114ZM121 206H124V207H126V210H127V214L126 215H124V212H122L121 213V211H122V207ZM134 208H132V207ZM140 206V207H139ZM181 206V207H180ZM195 207L194 209L192 208V207ZM250 206H252V208L250 207ZM131 207V208H130ZM179 207V208H178ZM198 209H197V208ZM210 207H212V208H210ZM225 207H226V209H225ZM112 208H113V210H112ZM129 208H130V210H129ZM136 208V209H135ZM180 208H181V210H180ZM201 208V209H200ZM213 209L212 211H210V209ZM260 208V209H259ZM131 209H132V211H131ZM142 209H144V210H142ZM178 209V210H177ZM183 209H185V210H183ZM190 209V210H189ZM204 209V210H203ZM223 211H222V210ZM232 209V210H231ZM253 209V210H252ZM257 209V210H256ZM93 210H95V206L93 207ZM134 210H139L138 212L137 211H134ZM161 210V209H160ZM170 210V211H171ZM234 210V211H233ZM255 210V211H254ZM259 210V211H258ZM206 211V212H205ZM216 211V212H215ZM228 211V212H227ZM230 211V212H229ZM233 211V212H232ZM235 211H237V212H235ZM131 212V213H130ZM142 214H141V213ZM192 212H193V214L195 215H193L192 214ZM231 212H232V214H231ZM248 212H251V215H250V213H248ZM254 212V213H253ZM257 212V213H256ZM129 213V214H128ZM136 213H139V214H137L136 215ZM158 213V214H157ZM197 213V214H196ZM207 213V214H206ZM214 213H216V214H214ZM222 213V214H221ZM233 213L235 214L236 213V215H233ZM132 214V215H131ZM158 216H157V215ZM174 214H176V215H174ZM187 214V215H186ZM225 214V215H224ZM257 214V215H256ZM160 215V216H159ZM197 215V216H196ZM201 215V216H200ZM254 215H256V216H254ZM108 214H106V218L108 219ZM113 216H117V218L116 217H113ZM137 216V217H136ZM141 216H143V217H141ZM174 216H175V218H174ZM190 216V218L192 217V219H188L187 217H189ZM202 216H204L203 218H202ZM205 216H207L206 218H205ZM208 216H210V218L208 217ZM218 216H220V218L218 217ZM238 216H239V218L241 219L242 218V220H240L239 218H238ZM251 216V217H250ZM125 217V218H124ZM128 217V218H127ZM132 217H133V219H132ZM140 217V219H138ZM196 217V219L194 220V218ZM197 217H198V219H197ZM211 217H213L215 220H216V224H214L215 223V220H213V218H211ZM243 217L245 218V219H243ZM248 217H249V219H248ZM254 217H256V218H254ZM123 218L126 220H123ZM136 218V220H134ZM151 218V217H150ZM180 218H182V219H180ZM201 218V219H200ZM208 218V219H207ZM234 218V219H233ZM236 218V219H235ZM253 218V219H252ZM128 219H129V221H128ZM142 219L144 220V222H141L142 221ZM173 221H172V220ZM179 219H180V221H179ZM185 219H187V220H185ZM203 219V220H202ZM205 219V220H204ZM219 219V220H218ZM239 219V220H238ZM247 219H248V221H247ZM122 220H123V222H122ZM185 220V221H184ZM194 220V221H193ZM209 220H212V221H209ZM218 220V221H217ZM221 220V221H220ZM246 220V221H245ZM250 220V221H249ZM121 221V222H120ZM209 221V222H208ZM214 221V223H211V224H213V225H211V224H209L210 222H213ZM233 221L236 223H233ZM120 222V223H119ZM126 222V223H125ZM131 222H132V224H131ZM137 222V223H136ZM197 222H199V223H197ZM203 222V223H202ZM204 222H205V224H204ZM208 222V223H207ZM245 222H246V224H245ZM249 222V223H248ZM130 223V224H129ZM134 223V224H133ZM197 223V224H196ZM251 223V224H250ZM122 224V225H121ZM124 224H126V226H127V228H126V226L124 225ZM200 226H199V225ZM243 226H242V225ZM139 226V228H141V229H138V226ZM195 225V226H194ZM204 225V226H203ZM210 225V226H209ZM234 225H236V226H234ZM240 226V228H238L239 226ZM123 226V227H122ZM131 226V227H130ZM134 226H135V228H134ZM197 226L199 227V228H197ZM201 226H203L202 227V229H200L201 228ZM248 226V227H247ZM124 227H125V230H124ZM143 227V228H142ZM145 227V228H144ZM245 227V228H244ZM204 228L206 229V230H204ZM242 228V230H241V232H240V229ZM137 230V232L138 233H136V230ZM197 229L199 230V231H197ZM237 229H239V230H237ZM128 230V231H127ZM130 230V231H129ZM141 230V231H140ZM143 230V231H142ZM202 230L204 231V232H202ZM247 230V231H246ZM201 234H200V233ZM235 232V233H234ZM237 232H239V233H237ZM136 233V234H135ZM139 236H138V235ZM203 234H205V235H203ZM203 235V236H202ZM205 236H207V238L205 237ZM199 237V238H198ZM202 237H204V238H202ZM202 238V239H201ZM196 241H195V240ZM128 241H130L129 243L130 244H128ZM193 241H195V242H193ZM199 241H201L203 244H201V242H199ZM198 242V243H197ZM206 243V244H205ZM197 244V245H196ZM118 245L121 247V250H120V253L118 252ZM204 245H206V247L204 246ZM202 246H204L203 248H201ZM126 247V248H125ZM200 248V249H199ZM207 248V249H206ZM209 248V249H208ZM129 249H131V250H129ZM197 249H199V251H197ZM204 251V252H203ZM207 251V252H206ZM198 252V253H197ZM206 252V253H205ZM204 253V254H203ZM236 253V254H235ZM246 255L247 257L246 258H244L245 256L244 255ZM202 255V256H201ZM136 257V258H135ZM212 257H213V260H212ZM205 258V259H204ZM203 259V260H202ZM208 259V260H207ZM202 261V262H201ZM210 262V263H208V262Z\"/></svg>",
	"mask_w": 264,
	"mask_h": 264
}]
</instances>
